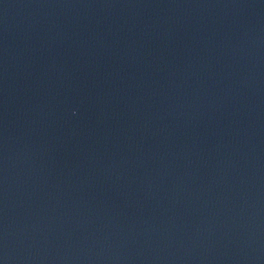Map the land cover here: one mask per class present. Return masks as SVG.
I'll return each mask as SVG.
<instances>
[{"label": "water", "instance_id": "water-1", "mask_svg": "<svg viewBox=\"0 0 264 264\" xmlns=\"http://www.w3.org/2000/svg\"><path fill=\"white\" fill-rule=\"evenodd\" d=\"M0 264H264V0H0Z\"/></svg>", "mask_w": 264, "mask_h": 264}]
</instances>
